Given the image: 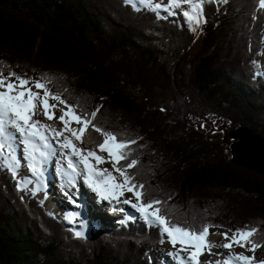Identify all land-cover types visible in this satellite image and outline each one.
Listing matches in <instances>:
<instances>
[{"label":"trees","instance_id":"16d2710c","mask_svg":"<svg viewBox=\"0 0 264 264\" xmlns=\"http://www.w3.org/2000/svg\"><path fill=\"white\" fill-rule=\"evenodd\" d=\"M159 12L126 0H0V70L47 77L78 111L99 108L95 125L136 139L129 160L139 164L129 174L145 185V202L164 201L172 223L255 227L264 244V175L232 163L228 136L243 126L264 138L255 60L264 9L257 0H205L206 23L195 31L182 14ZM215 119L228 127H217L220 139L205 127ZM161 239L159 227L140 224L76 238L0 167V264H162Z\"/></svg>","mask_w":264,"mask_h":264},{"label":"snow or ice","instance_id":"6c2138e0","mask_svg":"<svg viewBox=\"0 0 264 264\" xmlns=\"http://www.w3.org/2000/svg\"><path fill=\"white\" fill-rule=\"evenodd\" d=\"M129 2L136 3V0H129ZM204 2L205 0H198L193 4L192 0H168L165 7L159 2L154 3L153 0H139V3L146 4L152 10L164 8L170 15L182 14L193 31L200 23H206L203 19ZM257 3L264 9V0H257ZM185 4H191L192 7L183 10L182 13L174 10ZM49 83L51 81L47 77L34 80L15 72H9L5 76L0 70V167L10 171L14 178L17 176L21 163L14 147L17 141L23 145L27 168L37 179L43 177L45 161L51 156L59 155V171L67 176L69 185L77 187V178L82 177L83 183L99 197L101 202L107 201L112 205L113 211H124L122 207H117L119 204L130 205L136 209L149 226L155 225L161 229V243L165 242L163 237L166 235L168 242L174 248L177 244L181 245L180 249L170 253L178 258L180 264H201L200 257L205 252L211 256L213 248L230 250L234 246L245 248L253 255L229 252L222 260H209L204 264H264V260L257 261L255 256L256 250L264 247V244L253 239L258 232L257 228L245 226L241 229L229 230L232 231L231 236L228 231H225L220 235L227 242L218 243L210 241L208 236L210 228L222 226L206 224L199 229L185 228L180 224L172 223L167 216L161 214L160 205L164 201L153 199L145 202L143 199L145 185L136 183L135 176L129 174V170L139 164L136 158L129 160L133 151L132 145L137 144L138 141L118 139L116 134L104 131L93 123L99 108L90 114L82 113L78 111L79 105L69 104L61 93L53 92L47 86ZM32 87L37 91H33ZM50 101H56V103H50ZM57 112L60 113L58 116ZM38 115H42L47 121L55 119L62 127L56 128L35 119ZM72 123L80 127L72 128ZM89 126L104 137L103 142L97 145V149L79 146L83 143V135ZM97 150L106 152L107 158L100 156ZM125 160L129 162L121 167V161ZM106 162L112 163V170L98 167ZM80 165H83L82 169ZM114 172L123 178L122 181L118 180ZM125 192L131 193L136 202L133 203L128 198L121 199ZM71 202L76 207L80 206L76 199H72ZM78 215V213H72L67 218L70 223L75 224ZM129 219L131 217H125L120 222L126 223ZM74 235L76 238H85L82 231H75ZM182 252H186L187 255L182 256ZM216 255L224 256L225 254L216 253Z\"/></svg>","mask_w":264,"mask_h":264},{"label":"rangeland","instance_id":"374dc122","mask_svg":"<svg viewBox=\"0 0 264 264\" xmlns=\"http://www.w3.org/2000/svg\"><path fill=\"white\" fill-rule=\"evenodd\" d=\"M153 2H160L161 4H168V0H153ZM135 4V3H134ZM146 5V4H145ZM125 26L127 25V23H125L124 24ZM264 31V30H263ZM263 48H262V50H261V53H260V55H258L257 57H256V60L260 63V66H261V73L264 75V35H263V46H262ZM32 90L33 91H35L36 89L34 88V87H32ZM35 119H38V116H36L35 117ZM58 122V121H57ZM72 125H73V127H78L79 125H77L76 123H72ZM223 126V127H225V128H228L227 126H226V124H224V123H220L219 121H217V119H215L214 121H213V123H212V126H210V125H205V127L208 129V130H210V134L212 135V136H214L215 138H218V139H220L221 138V132L217 129V127L218 126ZM62 126V125H61ZM80 127V126H79ZM238 127V126H237ZM236 127H233V128H230L229 129V131L231 130V129H235ZM92 129V128H91ZM92 131L94 132V133H97V134H100L99 132H96V131H94L93 129H92ZM102 136V135H101ZM101 154V153H100ZM106 155V154H105ZM110 163V162H109ZM106 167L107 168H110L109 167V165L108 164H106ZM119 176V175H118ZM56 178H57V176H56ZM120 178V177H119ZM61 191V190H60ZM85 192H86V194L88 193L86 190H84ZM62 192V191H61ZM63 194H64V192H62ZM88 195V194H87ZM65 198H67V196H64ZM123 198H128V199H131L132 201H135V197L132 195V194H130V193H128V192H125V195H124V197ZM92 203L94 204V199H93V197H92ZM103 204L104 205H108V206H110V204L109 203H107V202H103ZM59 214H56L57 215V217H59V218H61V216H62V213H60V212H58ZM104 216H106L105 214H103ZM102 220H104V219H102ZM222 232V230H210V235L208 236V239L210 240V241H214V242H218V243H226L227 241H225L224 240V238L222 237V235H220V233ZM163 239H164V243H162L161 245H159V246H157V253H158V255L160 256V257H162L163 258V260L167 263V264H180V262H179V260H178V258L177 257H175V256H173V255H170V253H173V252H175V251H177L178 249H180V247H181V245L180 244H177L176 246H175V248L172 246V244L171 243H169L168 242V238H167V236L165 235L164 237H163ZM225 241V242H224ZM237 249V250H236ZM216 250H217V248H213L212 249V255L210 256L207 252H205V254L204 255H202L201 257H200V260H201V264H204V262H206V261H209V260H212V259H214V257H216L217 258V260H222V259H224L225 258V256L229 253V252H231V253H237V252H239V253H244V254H246V255H249V256H251V255H253V253L252 252H248V251H246V249L245 248H242V247H233L232 249H226L227 251L226 252H223V251H219L218 253H223V254H225L224 256H221V255H216ZM181 255L182 256H186L187 255V253L186 252H182L181 253ZM255 256H256V259H257V261H260V260H264V250L262 249V248H259V249H257L256 250V252H255ZM213 261H215V260H213Z\"/></svg>","mask_w":264,"mask_h":264},{"label":"water","instance_id":"95a60500","mask_svg":"<svg viewBox=\"0 0 264 264\" xmlns=\"http://www.w3.org/2000/svg\"><path fill=\"white\" fill-rule=\"evenodd\" d=\"M228 136L232 163L264 175V138L243 126L231 129Z\"/></svg>","mask_w":264,"mask_h":264},{"label":"bare ground","instance_id":"6f19581e","mask_svg":"<svg viewBox=\"0 0 264 264\" xmlns=\"http://www.w3.org/2000/svg\"><path fill=\"white\" fill-rule=\"evenodd\" d=\"M38 119L43 121L44 123L51 124L52 126H54L56 128L62 127L61 125H59V123L55 119L52 121H47V120H45V118L42 115H38ZM100 143H102L101 134L94 133L92 131V129L90 127H88V129L86 130V132L83 135V143L80 144L79 146L82 148H87V149H97V145ZM57 151H59V149H57ZM97 152H98V154L102 153V152H99L98 150H97ZM53 159H54L53 164H54L55 168H57V172H56L57 180L62 179V177H64V175H62V173L60 174V172H61V171H59L60 164L58 163V161H60V156L56 155L53 157ZM61 182H62V184L60 186V190L62 192H64L63 195L67 196V198H68L72 194L73 188L67 183V181L65 179H62ZM58 185H60V184L58 183ZM88 201L91 204H93L92 203V196L88 197ZM219 251L226 252L227 250H225L223 248H217L216 253H218ZM213 260H217V258L214 257V259H212V261Z\"/></svg>","mask_w":264,"mask_h":264}]
</instances>
